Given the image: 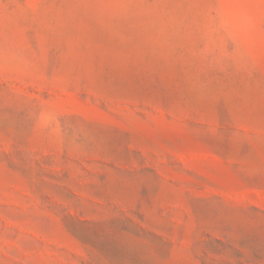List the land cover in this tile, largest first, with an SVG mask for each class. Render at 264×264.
Listing matches in <instances>:
<instances>
[{
  "label": "rangeland",
  "instance_id": "rangeland-1",
  "mask_svg": "<svg viewBox=\"0 0 264 264\" xmlns=\"http://www.w3.org/2000/svg\"><path fill=\"white\" fill-rule=\"evenodd\" d=\"M0 264H264V0H0Z\"/></svg>",
  "mask_w": 264,
  "mask_h": 264
}]
</instances>
